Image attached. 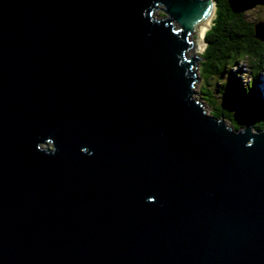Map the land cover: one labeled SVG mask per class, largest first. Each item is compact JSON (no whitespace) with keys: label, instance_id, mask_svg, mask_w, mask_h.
Listing matches in <instances>:
<instances>
[{"label":"water","instance_id":"1","mask_svg":"<svg viewBox=\"0 0 264 264\" xmlns=\"http://www.w3.org/2000/svg\"><path fill=\"white\" fill-rule=\"evenodd\" d=\"M213 8L0 0V264H264V128L193 99Z\"/></svg>","mask_w":264,"mask_h":264},{"label":"trees","instance_id":"2","mask_svg":"<svg viewBox=\"0 0 264 264\" xmlns=\"http://www.w3.org/2000/svg\"><path fill=\"white\" fill-rule=\"evenodd\" d=\"M215 3V16L209 30L204 36L206 47L199 56V74L203 83L201 95L203 99L213 106L210 115L230 122L233 129H242L249 125L253 131L260 132L264 128V114L261 110V100L255 94L253 82L246 88L232 80L220 83V78L226 71L235 69L242 60H251L256 64L252 71V78L264 69V41L256 38V22H248L245 18V7L258 6L264 10V0H213ZM231 77L236 79V76ZM211 80L219 83V94L241 92L235 101L241 106L240 112H234L231 103L214 100L215 86L209 88ZM238 90V91H237ZM240 90V91H239ZM261 98V97H260ZM262 99V98H261Z\"/></svg>","mask_w":264,"mask_h":264},{"label":"rangeland","instance_id":"3","mask_svg":"<svg viewBox=\"0 0 264 264\" xmlns=\"http://www.w3.org/2000/svg\"><path fill=\"white\" fill-rule=\"evenodd\" d=\"M245 10H246L245 18L248 22H256L258 25H260L259 23H262V25L264 26V10L263 9H260V7L258 6L252 5L249 7H245ZM158 15H160L161 17L164 16L162 12L158 13ZM205 47L206 45L203 44L201 49L198 52H188L187 56L190 57L194 55L199 58V56L203 53ZM199 63L200 61L196 62V65L194 66V68L196 69V74L198 76V81L194 85L193 94L195 95H193V99L199 100L202 103L203 107L205 108L204 109L205 113L207 115H210L211 111L213 110V106L211 104H208V102L203 99L204 97L200 93L203 87V83H202V80L200 78V74L198 71ZM255 64L256 63L251 60H242L235 69L226 71L225 74L222 75V77L220 78L219 82L223 83L222 81L226 82L228 80H232L236 85V81H237L242 86L243 89L247 87L248 83L253 82L255 94L261 100V105H262L261 110L264 114V70L257 75L256 79L252 78V71H253ZM229 72L232 75L236 76V79L231 77ZM211 81L212 82H210L209 88L212 87L213 89V85L216 88V90H213V92L215 91L214 100L217 103V105L220 104L221 101L224 103H229V104L231 103L230 105L232 107V110L237 113L240 112L241 106L237 101H235V99L238 96H240L241 92H239L240 94L238 92L235 93L236 91L235 90L236 88H235L234 90L231 91V94L227 93L226 95H221L219 94V90H220L219 83H217L215 80H211ZM225 123L228 127L230 126L229 121H225Z\"/></svg>","mask_w":264,"mask_h":264},{"label":"bare ground","instance_id":"4","mask_svg":"<svg viewBox=\"0 0 264 264\" xmlns=\"http://www.w3.org/2000/svg\"><path fill=\"white\" fill-rule=\"evenodd\" d=\"M215 16V8L212 9V12L210 13V16L208 17V19L199 27V34H202L203 31L206 28H209L212 24V21L214 19ZM206 31L203 33V35L199 38V41L202 42L204 41V36H205Z\"/></svg>","mask_w":264,"mask_h":264}]
</instances>
